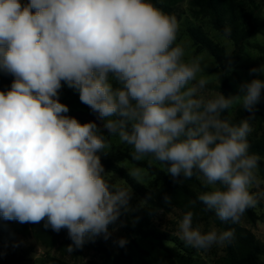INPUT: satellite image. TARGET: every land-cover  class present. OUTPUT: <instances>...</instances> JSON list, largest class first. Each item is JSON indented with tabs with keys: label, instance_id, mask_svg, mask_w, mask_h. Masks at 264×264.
<instances>
[{
	"label": "clouds",
	"instance_id": "9594fccd",
	"mask_svg": "<svg viewBox=\"0 0 264 264\" xmlns=\"http://www.w3.org/2000/svg\"><path fill=\"white\" fill-rule=\"evenodd\" d=\"M177 32L176 17L151 0H0V71L14 77L0 91L3 220L67 229L71 253L108 239L122 210L133 211L130 186L106 179L98 155L110 148L104 131L66 115L62 82L134 159L160 162L174 183L201 179L209 190L197 199L220 220L238 223L256 206L250 188L261 158L247 137L264 80L244 82L237 95L205 97L208 80L198 60L185 59ZM250 71L264 73V65ZM237 107L250 115L233 123ZM193 217L187 211L178 224L186 245L206 250L234 239L231 229L193 226Z\"/></svg>",
	"mask_w": 264,
	"mask_h": 264
},
{
	"label": "trees",
	"instance_id": "16d2710c",
	"mask_svg": "<svg viewBox=\"0 0 264 264\" xmlns=\"http://www.w3.org/2000/svg\"><path fill=\"white\" fill-rule=\"evenodd\" d=\"M183 0H151V3L163 13L170 16H178L180 13L179 3ZM190 11L195 16H205L209 18L213 28L224 38L233 44V51L227 54L218 44H216L200 27H189L188 35L191 37L198 51H205L216 61L219 72V81L212 88L222 92L225 96L237 95L240 92L235 91L229 82V74L234 68L238 67L239 61L247 46H251L250 39L258 31L260 26L264 25V0H190ZM14 77L0 71V91H6ZM260 79L264 80V77ZM75 95L79 94L69 88ZM233 123H239L240 120L247 118L250 113L242 108L230 110ZM228 116L229 113H224ZM72 117L78 119L81 123L95 122L99 128L104 131V135H109L103 124L96 120L92 115L85 112H77ZM252 127L251 133L247 139L250 145L249 152L258 155L261 159L258 171L264 180V90L261 93V100L256 105V112L250 119ZM261 133V135H259ZM131 163L149 172L150 176L159 183L157 187L148 190L138 183L122 168L116 166L110 161L101 160L104 169L113 171L122 176L144 199L145 206L136 209L131 215L121 212L117 225H110L109 230L118 231L119 237L112 235L105 239L103 236L95 237L87 242L82 248H74L70 253L67 247L72 244L68 236L67 229H61L59 232L51 228H44V221L40 223H20L15 220L5 221L0 217V248L8 244L16 234L29 236L33 235L45 248L54 251L56 256H47L41 262L42 264H71L63 260L72 258L78 260L84 256L86 251H93L98 256V261H91L89 264H134L135 246L141 238L154 237L160 241L163 240L162 234L149 228L151 222L158 218L161 211L180 208L184 213L192 211L193 219H199L202 216L210 218L220 230L231 229L235 237L231 243H227L226 259L224 264H261L264 258V245L261 244L254 234L239 223L231 221H222L216 216L214 210H208L197 197L207 191L202 184L201 179L194 175L191 179H184L183 183H174L172 177L166 174L164 170L125 155ZM183 179V177H180ZM171 197V203H165L164 196ZM190 201H195L191 204ZM246 223L254 224L256 220L255 213L248 208L241 216ZM137 218L138 221H137ZM136 221V222H134ZM118 226V227H117ZM126 238L127 244L119 246L118 240ZM193 264L189 257L168 251V264Z\"/></svg>",
	"mask_w": 264,
	"mask_h": 264
},
{
	"label": "rangeland",
	"instance_id": "374dc122",
	"mask_svg": "<svg viewBox=\"0 0 264 264\" xmlns=\"http://www.w3.org/2000/svg\"><path fill=\"white\" fill-rule=\"evenodd\" d=\"M22 4H26L29 0H21ZM190 0H183L179 3L180 13L176 16L178 24L176 44L182 46L185 50L186 60H198L203 71L199 74L208 80V84L203 90L205 97H212L219 91L211 86L216 85L219 81V72L216 61L205 51H198L188 35L189 27H200L216 44H218L227 54L232 53L234 47L231 41L222 37L210 24L209 18L205 16H195L190 11ZM264 16V13L262 14ZM251 46H247L244 54L239 61L238 67L234 68L229 74V82L235 91L240 92V85L244 82L251 81L254 78L264 77V73H252L253 68L259 69L264 65V25L258 28V31L250 39ZM59 99L61 103L68 106L69 112L66 114L71 116L77 112H85L92 115L101 124L90 108L83 104L79 96H75L62 82ZM264 138V130L262 131ZM261 135V133L259 134ZM106 139L110 143L108 154L98 153L100 159L110 161L116 166L124 169L133 180L140 186L152 190L159 185L153 176L145 169L131 163L125 155H132V147L120 142L118 136L106 135ZM139 161L147 162L162 170L164 165L151 158H144ZM105 170L108 173L106 179L117 181L121 186L129 187L132 190V199L130 204L133 211L127 212L131 215L136 209L144 207L145 201L142 196L119 174ZM138 170L139 175L133 176L131 172ZM209 190V189H208ZM250 192L256 197L257 204L250 207L256 215L254 224L246 223L241 217L239 224L248 228L256 237V239L264 245V180L259 171H257V180L251 186ZM184 212L180 208L164 210L159 213L157 219L153 220L149 226L151 230L162 234L163 240L160 241L154 237L141 238L135 246L134 264H168V251L182 254L190 258L193 264H224L226 259L227 243L223 245H213L210 249H196L185 244L178 230V224L182 219ZM197 224L203 225V231H209L213 227L220 230L214 222L205 216L199 219H193V226ZM222 231V230H221ZM114 235L119 237L118 231ZM47 256H56L54 251L45 248L33 235L23 236L16 234L11 241L4 247L0 248V264H42V260ZM98 256L93 251H86L84 256L78 260L72 258H64L63 260L71 264H89L91 261H98ZM178 263V262H177ZM179 264V263H178ZM264 264V258L261 259Z\"/></svg>",
	"mask_w": 264,
	"mask_h": 264
}]
</instances>
